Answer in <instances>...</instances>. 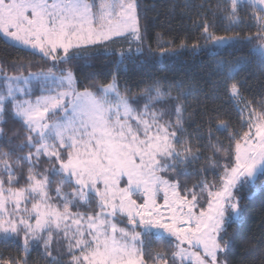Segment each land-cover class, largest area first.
I'll list each match as a JSON object with an SVG mask.
<instances>
[{
	"label": "snow or ice",
	"instance_id": "1",
	"mask_svg": "<svg viewBox=\"0 0 264 264\" xmlns=\"http://www.w3.org/2000/svg\"><path fill=\"white\" fill-rule=\"evenodd\" d=\"M197 15L191 43L145 51L140 0H0L5 43L51 61L37 71L13 61V74L0 65V244L18 253L0 254V264H29L33 250L44 264H229V228L264 176V93L246 98L237 79L250 65L264 76V0H218L212 16L228 22L223 35L207 10ZM239 25L255 31H233ZM184 49L214 58L223 80L213 93L222 89L240 130L205 108L189 131L186 100L198 89L183 78L120 91L130 64L147 71ZM100 57L111 79L78 88L70 65ZM9 119L20 125L11 134ZM218 132L228 133L227 147ZM202 158L207 166L196 167ZM259 251L252 244L242 255Z\"/></svg>",
	"mask_w": 264,
	"mask_h": 264
},
{
	"label": "trees",
	"instance_id": "2",
	"mask_svg": "<svg viewBox=\"0 0 264 264\" xmlns=\"http://www.w3.org/2000/svg\"><path fill=\"white\" fill-rule=\"evenodd\" d=\"M184 2L185 0H140L144 17L150 22L148 33L144 39L145 51H147L148 45L156 48L158 42H164L163 46L167 47L166 42L169 40H175L179 44L181 40L187 39L191 43V40L199 34L192 21L199 18L198 12L205 10L208 11V19L215 22L214 31L216 34L223 35L225 33L228 22L219 19L218 16H212V11H215L218 0H189L193 5L204 3L205 9L197 7L181 9L177 7L172 11L171 6L173 4L182 5ZM208 5L212 6L211 9H208ZM233 31H240L243 35L248 31L254 32L255 28L249 29L244 25H239ZM118 45L119 43L116 46ZM223 55L227 56V52ZM29 60L33 64L32 71L51 66L50 60L41 59L40 56H30L17 47H11L0 36V65H3L9 74L16 71L13 67V61L27 63ZM213 60L214 58L207 55L194 57L189 49H184L179 56L168 59L161 58L158 62L153 63L147 71L138 65L130 64L127 72L121 73L120 91L123 93L127 85L131 88L132 93L139 92L147 82H151L155 78H160L161 83L165 85L169 81L183 78L186 84L191 83L198 89L194 95H189L186 100L189 107L186 113L188 119H186L185 127L189 131L195 130L198 125L202 124V110L205 108H215L217 112L213 114H218L220 119L226 120L229 123L230 130H240L239 116L233 106L225 102L222 89L215 95L213 93L214 84L223 80V73L217 70ZM70 66L76 72L78 88L80 89L91 86L92 82L107 83L111 79V66L105 62L103 57L93 60L91 67L84 66L82 62H74ZM237 79L244 80L242 92L246 98L255 97L257 100L261 98L260 94L264 93V76L259 74L255 65H250L240 71ZM173 95H175V92H173ZM213 123L215 124L216 121H213ZM3 127L6 132L11 134L14 130L19 129L20 125L9 119ZM206 129L207 125H204L201 131L206 133ZM215 137L223 142L224 147L228 146L227 132L215 133ZM204 151L207 155L211 152V149H205ZM200 166H207L203 158L196 165V167ZM197 178L196 176L185 177L189 182ZM207 180L213 182L215 177L209 174ZM255 183V194L251 198L242 201L245 208L242 220L229 228V233L236 236L231 254L227 257L229 264H241V262L242 264H264V190H261L264 176H259ZM249 241L251 243H248ZM252 244H258L260 251L251 256H243L244 249L251 247ZM154 247L158 249L160 245L155 244ZM0 254L3 258H8L16 256L18 253L15 246L0 244ZM221 259H224V257L221 256ZM29 264H44L38 251L33 250L31 252Z\"/></svg>",
	"mask_w": 264,
	"mask_h": 264
},
{
	"label": "rangeland",
	"instance_id": "3",
	"mask_svg": "<svg viewBox=\"0 0 264 264\" xmlns=\"http://www.w3.org/2000/svg\"><path fill=\"white\" fill-rule=\"evenodd\" d=\"M120 46L127 47V44H122V45L119 44L117 47H120ZM35 95H40L39 91H35L33 99L35 98ZM141 103H143V102L141 101Z\"/></svg>",
	"mask_w": 264,
	"mask_h": 264
}]
</instances>
